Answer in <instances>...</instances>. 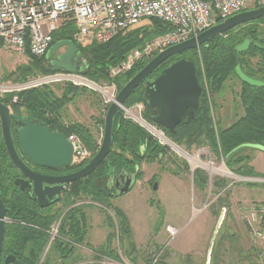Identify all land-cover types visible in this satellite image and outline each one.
Returning a JSON list of instances; mask_svg holds the SVG:
<instances>
[{"label": "trees", "instance_id": "obj_1", "mask_svg": "<svg viewBox=\"0 0 264 264\" xmlns=\"http://www.w3.org/2000/svg\"><path fill=\"white\" fill-rule=\"evenodd\" d=\"M262 24H264V17L237 26L224 34L208 40L197 49L182 53L181 58L179 55L172 57L155 69L149 77V79L156 78L163 69L173 62L184 58L194 62L196 75L201 83L196 58L197 51L199 50L203 60L204 75L208 82L212 99L217 96L223 97L224 91L227 90L226 84L231 82L233 78L239 82L240 90L238 92L234 93L232 89L229 91L231 96L235 95L232 97L242 107L243 115L236 118L232 123L218 127V132L214 134L210 115L211 107L207 102L204 91H202L198 109L186 112L181 123L175 128L174 135L166 133L178 146L183 145L187 149L193 145L208 144L217 157L222 156L226 168L241 177H261L248 166V157L238 154V151L247 146L264 147V88H255L242 83L235 75V67L239 62L245 75L255 80L264 81V50L251 46L247 52L238 55L235 48L245 38H250L253 43L264 46V28H259V25ZM170 30L168 26L162 24L160 21L152 20L151 27L128 31L123 35L113 38L105 45L92 43L85 49L79 48V52H81L87 61L88 66L83 72L78 73L94 81H107V69L109 66L122 61L130 50L141 48V45L145 41L168 33ZM72 33V27L61 28V30L53 34L51 46L61 41H72ZM26 56L29 59V65L17 68L7 76V79H12L13 77V82H21L32 75L34 71H38L40 74L62 71L57 68L46 67L43 64L47 61L45 55L39 58V60L28 54ZM145 64H136L131 71L117 77L115 83L118 85V89L126 84ZM65 87H67V90L61 97H57L49 87L23 91L17 94V103L13 104L12 107L16 105L22 112L40 119L46 117L45 124L49 129L62 132L66 136L75 134L81 139L85 147L94 154L97 146L91 130L82 124H65L63 122L62 110L71 101V97L69 96L73 94L72 91L76 90V88L70 86ZM10 99L11 95H6L1 101L8 104ZM139 102L144 103L142 99V86H139L131 93L124 105L132 106ZM152 115L153 113L145 107V118L150 120ZM42 120L44 121V119ZM100 123L104 125V120H100ZM166 156V148L159 146L138 126L125 120L121 112H119L113 122L112 147L107 157L93 174L69 185L63 204L68 210L65 212L64 217H62L60 225L59 235L61 239L59 238L52 245L51 254L54 260L48 258L47 263L50 264L53 261L62 263L63 260L71 259L74 254L75 245L83 242L87 226L86 216L82 209L68 207L82 197H91V200L101 202V204L110 198L116 197L114 190L110 191L103 188L100 184L111 172L128 169L130 173L136 174L138 178L141 173L139 170L135 172L136 167L141 166L144 162H161ZM8 164L10 165V162L5 154L0 136V172ZM11 173L9 176H11ZM5 180H2L3 183H0L2 188L7 186ZM193 180L194 183H197L202 188H205L207 184L206 175L199 170L195 171ZM214 186L216 189L221 190L227 187V183L222 182V180H216ZM3 193L6 195L5 190ZM3 201L4 203L9 202H5V199ZM25 204L23 200L19 199L14 205L12 204V209L18 208L22 211H27L28 206H25ZM261 206H264V204ZM117 214L120 215L119 212ZM58 217H60L59 213L54 215L48 214L32 224L31 228L33 231L24 239V242L30 240L32 243H35L34 229L37 228H41L44 231L42 239L39 245L35 246L34 244L28 251V254L25 255L21 251L20 260L17 264L38 263L44 244L47 241L46 231ZM261 221L264 223V213L262 214ZM7 228V232L12 229L10 226ZM118 228L121 232H128V224L125 219H122L121 223H118Z\"/></svg>", "mask_w": 264, "mask_h": 264}, {"label": "rangeland", "instance_id": "obj_2", "mask_svg": "<svg viewBox=\"0 0 264 264\" xmlns=\"http://www.w3.org/2000/svg\"><path fill=\"white\" fill-rule=\"evenodd\" d=\"M144 22L147 23H141L135 29L151 27L152 20ZM262 27L264 28V24L259 25V28L262 29ZM145 43L146 41L141 47ZM0 49L1 81H6L7 79L2 74L3 71L13 73L17 68L29 65L30 62L26 55L19 56L7 51L3 47ZM65 49L66 47L64 46L62 52H54L50 59H55V56L64 53ZM137 49L139 48L130 50L126 55ZM196 58L199 72L201 73V70H203L205 74L199 50L197 51ZM35 59L39 60V58ZM50 59L43 64L46 67L52 68L49 65ZM150 60L136 64L147 63ZM112 66L114 65L109 66L107 69V81L96 82H108V73ZM36 75L43 74L34 71L27 78ZM226 85L227 90L224 91L223 97L217 96L213 99L211 98L208 85L210 101L207 102L211 105L213 113L210 115L211 119L216 122L217 129L220 126L223 127L230 124L233 120L243 115L242 107L237 101H234L232 96L235 95L231 96L229 91L232 89L234 93L238 92L240 90L239 82L233 78ZM49 88L57 97H61L67 90L65 86H53ZM72 92L73 94L69 96L71 97V101L62 110L63 122L65 124H82L89 128L94 135L97 146V141L102 137L103 132V125L100 123V120H104L105 117L101 100L99 96L89 91L76 89ZM179 148L188 153L197 152L200 148L207 149L214 159L215 165L217 167L219 165L222 166L221 161L218 159L219 157L212 152L208 144L193 145L189 149L181 145ZM203 161H205L204 156ZM222 168L231 173L232 177L220 178V176H212L209 180L210 184L208 183L209 175L206 170H199L207 177V184L205 188H202L193 182L195 172H190V165L169 149L167 150L166 158L161 162L142 163L139 169L141 174L137 178L135 186L126 194L130 195L128 197L132 201H129L127 197L123 198L125 194L104 201L105 205H103L104 203L101 204V202L91 200V197H82L68 207H76L83 210L87 220L84 239L81 244L75 245L74 254L71 259L63 260L62 263L53 261L50 264H147L151 256L165 243L167 239L165 228L169 225L181 229V232L172 240L158 264H262L264 253L260 246L261 241H255L250 238L244 217L250 207L261 206L264 203L244 206L241 218L237 220L233 219L235 222L233 234L227 231L225 226L221 230H217L218 210H220L219 207L223 203L220 199L216 198L214 182L222 180L228 186L230 184L233 186L235 184L249 183L242 181V178L236 177L232 171L226 169L225 165ZM123 170L126 171V169ZM115 174L116 171L111 172L104 181L100 182L101 186L106 185L107 181L115 177ZM248 178L263 180L259 177ZM259 182H250L254 185L247 186V188L257 189L259 186L257 187L256 184L264 187V180ZM154 185H156L155 190L153 189ZM124 209L130 210L133 217H127L126 210L124 211ZM67 210V208L60 204L53 209H48L45 215L59 213L62 216ZM95 214H97V218ZM122 219H125L128 224L127 233L119 231L118 223H121ZM102 220L105 223L107 222L109 226L104 228L97 225ZM61 221V217H58L46 231L47 241L44 244L37 264H48V258L54 260L51 254V247L60 238ZM55 226H57V232L52 236L50 231ZM260 227L264 230V223L262 221ZM40 240H36L35 243L28 240L22 252L25 255L28 254V251L34 244L35 246L39 245Z\"/></svg>", "mask_w": 264, "mask_h": 264}, {"label": "built area", "instance_id": "obj_3", "mask_svg": "<svg viewBox=\"0 0 264 264\" xmlns=\"http://www.w3.org/2000/svg\"><path fill=\"white\" fill-rule=\"evenodd\" d=\"M259 7H264V0H0V43L4 49L19 56L28 54L34 58L43 57L52 43L53 34L63 27L73 28L72 42L80 49L92 43L105 45L113 38L139 27L144 21L158 20L171 29L168 33L146 41L143 47L132 51L110 67L108 82L98 83L78 72L67 71L36 75L21 82L0 80V101L6 95H11L8 105L12 106L17 103V94L23 91L70 86L99 96L106 114L108 107L116 103L118 86L114 80L128 73L136 63L146 62L171 46L195 38L228 17ZM200 66L202 69L201 63ZM200 77L202 91L207 101H210L203 70ZM119 107L125 120L142 129L159 146L184 159L190 165L191 173L206 170L209 184L212 176L232 177L231 173L222 168L225 165L222 156L218 158L222 166L217 167L207 149L200 148L194 153L180 149L162 127L144 118L143 103ZM212 123L216 134V122L212 120ZM67 140L73 148L72 166L80 167L92 158L93 152L85 147L78 136L71 134ZM101 140L102 137L97 141V148ZM236 177L249 183L264 180ZM246 212L244 218L249 236L255 241H261L264 253V230L260 227L264 206H252ZM56 232L57 226L51 228L52 236ZM180 232L179 228L167 226L165 243L147 264H158Z\"/></svg>", "mask_w": 264, "mask_h": 264}, {"label": "water", "instance_id": "obj_4", "mask_svg": "<svg viewBox=\"0 0 264 264\" xmlns=\"http://www.w3.org/2000/svg\"><path fill=\"white\" fill-rule=\"evenodd\" d=\"M264 17V7L253 8L217 23L213 27L200 33L195 38H190L178 45L171 46L155 55L147 62L117 93L116 103L111 104L104 117L103 136L100 146L93 154L92 158L75 171L61 176H43L36 179L30 170L19 158L14 147L11 136V121L16 120L20 126L16 129L19 143L24 155L37 167L64 170L72 168L73 148L67 138L60 132H51L46 124L39 120H29L20 118L12 112V106L0 102V132L5 150L13 165L20 172L31 180V188L38 205L42 208L48 205L51 200L56 201L67 187L83 178L93 174L98 166L107 157L112 147L113 122L120 107L125 104L131 93L142 86L143 105L153 113L150 121L162 127L168 134L174 135L175 128L181 123L186 112L196 110L199 107V100L202 95V88L196 75L195 64L191 60L179 59L168 67L154 79H149L150 75L161 64L172 57L181 55L184 52L194 50L202 46L208 40L217 37L229 30L245 23L258 20ZM66 46L67 50L59 54L50 65L58 67L67 72H75L78 64V72H83L88 63L81 52L76 51V45L72 41H61L52 45L45 54V59L51 58L59 47ZM253 46L264 50V46L253 43L250 38H245L242 43L236 46L238 55L243 54ZM51 60V59H50ZM237 78L248 86L264 88V81L255 80L242 71L240 63L235 67ZM258 147V146H252ZM138 167L135 168V172ZM37 181H36V180ZM136 174L121 170L115 178V196L127 194L133 183ZM42 183L53 185L52 187L41 186ZM22 190L28 187V183L22 179L15 181ZM156 189V185L153 186ZM5 206L0 198V256L3 242ZM218 229V225L216 226ZM217 232V231H216ZM216 234V233H215ZM12 257H7L4 264H12Z\"/></svg>", "mask_w": 264, "mask_h": 264}, {"label": "flooded vegetation", "instance_id": "obj_5", "mask_svg": "<svg viewBox=\"0 0 264 264\" xmlns=\"http://www.w3.org/2000/svg\"><path fill=\"white\" fill-rule=\"evenodd\" d=\"M67 50V47L66 49ZM76 51H79L78 48L76 47ZM182 55H179V57L181 58ZM57 57V56H55ZM50 61H53L50 60ZM50 61H49V65H50ZM80 64L77 65L76 67V71L78 72V67ZM51 66V65H50ZM52 68H57L59 70L64 71L61 68L58 67H53ZM2 103H4L3 101H0ZM8 105V104H6ZM15 105L14 107H12V112L19 116L20 118H28L29 120L33 121V120H39L41 121L43 124H45V119L46 117H42V119H44V121L38 117H34L31 114H27L22 112L20 109ZM11 136H12V140H13V144L14 147L19 155V158L22 160V162L26 165V167L30 170L31 174L33 175V177H35L36 179L39 180V178L43 177V176H61L64 174H68L71 173L73 171H75L77 168L79 167H74L72 166V168L70 169H64V170H56V169H49V168H43V167H37L34 164L31 163V161L24 155V153L21 150L20 147V143H19V139H18V135L16 133V129L20 126V123L17 122L16 120H12L11 123ZM51 132H56L55 130H51L49 129ZM59 132V131H57ZM62 133V132H60ZM66 138L67 136L62 133ZM0 136H1V132H0ZM2 139V137H1ZM3 143V141H2ZM3 147H4V151L5 154L7 155V152L5 150V146L3 143ZM8 157V155H7ZM9 159V157H8ZM10 165L8 164V166L6 168H2L1 172H0V183H3L2 180H5V183L7 184L6 187L2 188L0 185V198L5 206L6 209V213H5V223H4V233H3V242H2V249H1V256H0V264H4L5 259L7 257H12L13 263L12 264H17L18 261L20 260V256H21V251L23 248H25V243L24 239L30 235V232L33 231V229L31 228L34 222H37L38 220L42 219L45 214L48 212V209H53L55 206L57 205H63L64 204V199L65 196L67 195L69 186L67 187V189L59 196V198L54 201L51 200L48 202V205L44 208L40 207L36 201V198L33 194L32 188H31V180L28 179V177L24 176L20 170H18L13 163L10 161ZM5 165V164H4ZM10 166V167H9ZM6 169V170H5ZM126 171L128 173H130L128 171V169H126ZM11 173V176L10 175ZM120 171H117L115 174V177L109 181H107L106 185H104L103 187L106 189H109L110 191L114 190V185H115V178L117 175H119ZM8 174V175H7ZM5 176H9V177H5ZM113 177V176H112ZM18 179H22L24 181H26L28 183V187H25L24 190H22L20 188L19 185L15 184V181ZM35 179V180H36ZM105 179H103L104 181ZM108 180V179H107ZM137 180V176L135 181ZM37 181V180H36ZM42 188L43 187H47L50 186L52 187L53 185H48L46 183H42L41 184ZM6 191V195L3 193V191ZM7 203H4V200ZM20 200H23L25 204V206H28L27 211H22L18 208H14L12 209V206ZM9 204V205H8ZM13 204V205H12ZM52 211V210H51ZM65 214V213H64ZM64 214H62V217H64ZM11 227V231L7 232L8 228L7 227ZM34 235H35V240L39 241L42 238V234L44 233V231L41 228H37L34 229ZM7 235V237H6Z\"/></svg>", "mask_w": 264, "mask_h": 264}, {"label": "crops", "instance_id": "obj_6", "mask_svg": "<svg viewBox=\"0 0 264 264\" xmlns=\"http://www.w3.org/2000/svg\"><path fill=\"white\" fill-rule=\"evenodd\" d=\"M147 22H142V24H146ZM73 30V28H72ZM66 47V46H65ZM77 47V46H76ZM1 48V44H0ZM64 48V46H63ZM63 48L57 49L55 52H62ZM79 50V47H77ZM1 50V49H0ZM11 72H5L3 71L2 74L7 76ZM5 79V77H4ZM13 79V77H12ZM12 79H6V81H10ZM233 120V119H231ZM234 121V120H233ZM232 121V122H233ZM231 122V123H232ZM238 154L242 156L248 157V166L252 169L253 172L256 174L260 175V179H264V147H243L239 149ZM141 166L138 167V170L140 169ZM237 168V167H235ZM137 180L133 183L132 187L135 186ZM224 182V181H222ZM254 184L251 183H244V184H235L233 186L227 187L225 189H216V198L220 199V201L223 203L219 208V216H218V231L222 229V227L225 226V229L229 231L230 233H234L235 229L233 228L234 226V221L233 219H240L241 216L243 215L242 209L244 206H247L249 204H261L264 203V187H261V185H257V189H249L247 186H252ZM264 186V185H263ZM132 189V188H131ZM130 195H126L123 198H128L129 201H132ZM122 198V199H123ZM126 209H124L125 211ZM126 216L133 217L130 213V210L125 211ZM88 216V215H87ZM95 217L97 218V214H95ZM97 225L100 227H106L109 226V224L104 222L103 220L98 222ZM217 231V233H218ZM216 233V234H217Z\"/></svg>", "mask_w": 264, "mask_h": 264}, {"label": "bare ground", "instance_id": "obj_7", "mask_svg": "<svg viewBox=\"0 0 264 264\" xmlns=\"http://www.w3.org/2000/svg\"><path fill=\"white\" fill-rule=\"evenodd\" d=\"M208 83V82H207ZM174 148V147H173ZM174 149H177V148H174ZM177 151H179L180 152V150L179 149H177ZM181 153V152H180ZM260 183V182H259Z\"/></svg>", "mask_w": 264, "mask_h": 264}]
</instances>
